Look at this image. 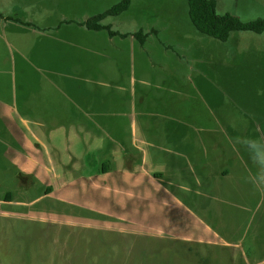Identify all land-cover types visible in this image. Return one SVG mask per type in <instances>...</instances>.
<instances>
[{
  "label": "crops",
  "instance_id": "crops-1",
  "mask_svg": "<svg viewBox=\"0 0 264 264\" xmlns=\"http://www.w3.org/2000/svg\"><path fill=\"white\" fill-rule=\"evenodd\" d=\"M118 1L0 0V139H13L12 142L4 140L9 145L5 148H10L17 157L4 166L0 153V174L4 175L0 177V190L9 186L0 199V214L25 206L27 215L44 220L46 203L51 202L56 209L54 216L64 215L71 210L67 205L72 201L87 202L86 197L100 196L109 189L115 192V188L116 193L122 195L120 190L126 191L131 184L148 190V184L154 183L161 190L155 193L150 190L155 199L162 196L180 202L178 175L199 169L201 172L194 186L200 191L198 200L203 198V201L194 200V189L186 208L193 215L197 212L207 217L206 223L194 227L193 239H210L212 232L225 229L223 222L213 224L212 219L227 215L236 218L235 205L232 203L229 209L223 202L228 196L236 195L237 185L243 184L244 177L252 179L258 175L259 164L264 163V146L259 137L260 129H264V112H260L255 102L235 100L225 88L230 86L228 81L233 80L230 75H238L236 80L241 85L247 78L243 70L258 74L264 67L247 61L245 51L240 59L236 54L229 60L220 58L221 52L217 56L212 53L213 60L232 63L224 65L220 71L218 66H211V41L200 47L195 42L187 43L186 60L179 50H171L161 43V30L157 27L159 35L150 33L141 45L132 36H109L105 29L90 30L77 23ZM233 4L234 0H215L216 12L236 14L242 21L264 17V0H248L244 6ZM6 17H17L42 30ZM109 17L115 16L103 18L101 24L112 27L115 20L124 22L118 19L121 17L114 21L108 20ZM166 24L172 25V21L167 19ZM141 25L122 26L120 32L139 29L147 32L154 27ZM239 32L243 31L231 32L223 43L213 41L218 44L215 50H224L227 41L229 44L238 42ZM261 34L264 32L256 35ZM263 41L247 44L259 48L250 50L252 56L259 54L258 64L259 57L264 56ZM102 55L109 59H103L100 65ZM151 62L167 65L171 84L162 86V77L166 75L149 70ZM46 72L59 76L91 73L97 82L70 84V88L82 93L81 98H71L59 94L46 81ZM98 74L105 76L100 80L113 79V87L105 90L96 87L100 81ZM17 76L30 91V99L24 93L20 96ZM161 88L167 92L176 91V95L165 97ZM52 89L56 93L46 92ZM180 90L188 95L191 92L195 104L185 100ZM93 95L98 101L106 98L109 106L100 105ZM191 105L203 109L194 117ZM114 111L132 116L121 130L115 124L122 119L113 117ZM192 121L200 127L196 132L188 127ZM244 132L256 134L260 147L244 146ZM122 143L127 145L122 147ZM12 168L14 175L9 172ZM46 171L52 187L46 188ZM151 171L160 173L153 178ZM29 179L38 180L37 184L44 189L29 200H23L18 195L27 191L19 187L20 181L26 184ZM228 188L233 191L222 196ZM181 194L185 195V190ZM82 195L87 196L83 198ZM101 202H90L91 210L94 204ZM123 202V198L111 201L118 207H124ZM75 211L83 218L88 216V212L82 213L77 207ZM61 219L59 221L72 220L68 216ZM261 232L260 242L264 243V230ZM217 241L232 245L224 238ZM260 242L251 239V244L247 245L249 258L257 256L254 252ZM252 264H259V261Z\"/></svg>",
  "mask_w": 264,
  "mask_h": 264
},
{
  "label": "rangeland",
  "instance_id": "rangeland-1",
  "mask_svg": "<svg viewBox=\"0 0 264 264\" xmlns=\"http://www.w3.org/2000/svg\"><path fill=\"white\" fill-rule=\"evenodd\" d=\"M247 1L234 0L233 5L244 6ZM129 5H132V7L129 6L119 16L107 18L114 21L117 17H121L118 19L124 20L122 23L115 20L114 25L111 27L112 30L120 32L122 26L131 28L141 24L145 26L150 24V26H154L150 30L155 29L158 33L157 36L159 31L155 27L161 30L159 36L161 43L171 50H179L186 60L187 43L193 44L195 42L197 47H200L211 41L213 43V47L210 48L209 52L211 59L212 53H216L217 56L219 52L222 53L220 58L229 60L230 56L233 55L234 57L237 54L240 59L243 56L242 51H245L248 56L247 61L264 67V56L259 57L258 64L256 58L259 54L252 56L253 51H250L259 48H251L247 45L263 40L264 35L262 34L239 32L237 33L238 42L229 44L227 41L224 50L217 52L214 47L218 44H215V42L223 43L224 41L210 38L194 28L188 18L185 0H131ZM167 19L172 21V25L166 24ZM67 57L70 58V55ZM100 58V65L103 59L105 61L109 59L108 56L104 55ZM211 61V66L214 68L218 66L220 71H223L224 65H232L229 62H220L217 58ZM205 65L207 64L205 63ZM147 68L151 71H157L163 76L166 75L162 77V86L171 84L165 63L151 62L150 67ZM243 72L247 74L245 75L247 78L241 85H238L236 80L238 75H230L233 80L228 81L230 86H226L225 89L228 94L235 97V100L255 102L260 112L263 113L264 70L258 74H252L255 72L253 70H243ZM97 76L99 80L105 77L100 74ZM104 80H100L96 87L101 90L113 87V79ZM17 81L20 96L24 93L30 99L31 93L26 89L24 81L20 77L17 78ZM46 81L50 82L59 94L71 98H81L82 93L77 89L70 88V84L86 85L97 82L93 79L91 73L59 76L52 72H46ZM161 91L165 97L176 95V91L167 92L164 88H161ZM46 92L56 93L53 92V89L52 91L46 90ZM84 93H86L85 90ZM179 94L186 96L185 100L191 104H195L191 92L188 95L186 91L180 90ZM93 98L96 99V96L93 95ZM98 103L109 106L106 98L100 99ZM191 108L194 117L203 109L199 105H191ZM46 110V113H48L49 106L47 104ZM112 116H119L122 119L115 124L120 130L121 127L129 123L128 118L132 119L131 115L127 113L120 114L118 111H114ZM131 125L132 122L130 121ZM263 125L264 122L262 127ZM188 127L193 132L200 129L194 121L188 123ZM111 128H114L113 125H111ZM260 134L264 141V129H260L259 133L260 141L264 146ZM243 135L244 146L246 144V146L260 147L256 134L252 135L244 132ZM4 140L12 142L13 139L3 137L2 140L0 139L2 141V152L0 151V153L3 154V165L6 166L7 163L17 157L10 148H5L9 145ZM126 145L122 143V147ZM259 159L263 160V157L259 156ZM0 162L2 163L1 160ZM207 167L206 165L205 168ZM9 172L12 175L16 174L14 168L10 169ZM200 172L201 170L194 169L178 175L176 182H178L177 194L181 197L180 202L169 197L162 198V196L155 199L150 192L155 193L160 189L156 188L154 183L148 184L150 187L148 190H142L139 185L131 184L128 185L126 191L120 190L124 193L122 195L116 193L117 188H115V192L110 189L109 192L104 191L100 196L86 197L88 194L82 195L83 198L86 197L87 202L72 201L67 205V207H72L71 210L64 215L54 216L53 211L56 209L51 202L46 203L45 221L27 215L25 206L15 209V212L0 214V264H252L255 260L259 261V264H264V243L260 242L261 231L264 230V163L259 164L258 175L256 174L252 179L244 177L243 184L237 185L239 187L236 188V195L228 196V199L223 202V205L229 209L232 208V203L235 205L236 218L227 215L226 217L212 219L213 224L218 223V221L223 222L225 225L224 231L215 230L212 232L210 239L197 241L193 239L194 227L206 223L207 217L205 218L197 212L193 215L187 210L186 206L191 203L194 189L196 193L194 200L197 202L203 201V198L198 200L200 191L197 186H194ZM211 172L213 171L211 170ZM159 173L160 171L150 172L153 178H156ZM3 176L1 172L0 177ZM210 178L214 179L213 175H210ZM37 182L38 180L29 179L26 184H22L20 181L19 187L27 193L18 195V197L29 200L38 193L43 192L44 186L38 185ZM51 185L49 172L46 171V188L52 187ZM108 185L106 184V186ZM126 186L123 187L126 188ZM3 188V190H0V199L9 190V186ZM229 188L222 192V196L225 197L233 191ZM182 190H185V195L181 194ZM118 198L124 199V207L112 205L111 201ZM94 200L102 202L94 204L91 210L90 202ZM75 207L82 213L88 212V216L83 218L75 211ZM117 214L122 218L117 217ZM65 216L70 217L72 220L59 221ZM223 238L225 242L226 240L231 241L229 244L232 245L220 244L217 241ZM252 238L260 243L258 244L259 247L257 246V251L254 252V255L257 256L249 258L247 256V245L251 244Z\"/></svg>",
  "mask_w": 264,
  "mask_h": 264
},
{
  "label": "trees",
  "instance_id": "trees-1",
  "mask_svg": "<svg viewBox=\"0 0 264 264\" xmlns=\"http://www.w3.org/2000/svg\"><path fill=\"white\" fill-rule=\"evenodd\" d=\"M187 5V14L191 24L200 33L214 38L218 41H226L233 31H248L256 34L264 32V17H257L248 21H242L238 16L223 13L218 14L215 9V0H185ZM130 0H119L110 5L101 12L90 15L77 23L90 30L105 29L109 36L117 35L119 37L132 36L139 44H143L150 33L158 34L155 29L144 32L139 29L134 32L121 33L111 29L110 25H102L101 21L106 16H117L127 10ZM10 20L30 26L33 29L42 30L30 22H24L17 17H6ZM139 152V151H138Z\"/></svg>",
  "mask_w": 264,
  "mask_h": 264
}]
</instances>
